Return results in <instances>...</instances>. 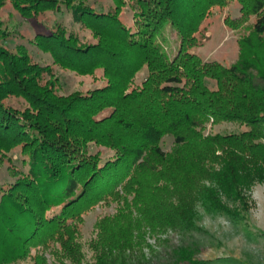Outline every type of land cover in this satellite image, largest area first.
I'll return each mask as SVG.
<instances>
[{"label": "trees", "instance_id": "16d2710c", "mask_svg": "<svg viewBox=\"0 0 264 264\" xmlns=\"http://www.w3.org/2000/svg\"><path fill=\"white\" fill-rule=\"evenodd\" d=\"M10 1L30 19L65 7L99 41L80 46L76 35L45 27L12 53L5 44L17 37L0 21V163L20 149L23 165L12 164L19 179L0 197V264L53 243L66 264H87L78 226L107 200L115 212L96 224L90 264H153L139 253L147 236L167 245L169 233L180 239L170 245L168 264H212L199 257V236L209 234L202 214L248 228L252 189L264 183V0H240L256 16L257 39H247V58L230 67L203 63L191 50L213 8L232 0H113L112 11L63 0ZM125 9L133 26L122 20ZM167 24L179 34L174 57L163 46ZM33 51L79 75L101 71L107 84L61 96L45 80L52 68L33 60ZM145 67L146 80L134 87ZM11 96L27 109L7 106ZM210 119L248 129L206 134ZM166 136L170 150L162 147ZM89 143L115 154L102 161Z\"/></svg>", "mask_w": 264, "mask_h": 264}, {"label": "rangeland", "instance_id": "374dc122", "mask_svg": "<svg viewBox=\"0 0 264 264\" xmlns=\"http://www.w3.org/2000/svg\"><path fill=\"white\" fill-rule=\"evenodd\" d=\"M72 4L86 3L87 5L99 10H114L113 0H63ZM122 20L133 26V20L126 9L122 13ZM0 21L3 28L14 34L17 40L6 43L10 52H17V45H26L29 47V41L32 40L38 32L47 28L66 30L68 34L72 33L77 36L79 45H92L99 39L89 30L81 28L79 24L74 23L72 15L62 7V12H45L37 15L36 18L22 15L13 5L12 1L4 2L0 9ZM256 16L250 13L248 6L242 8L240 0H232L225 7H215L210 15L203 22L200 32L197 33L196 45L191 52L199 56L203 63H220L230 67L247 58L248 52L247 39L251 44L256 43L257 37L253 35V25ZM164 47L171 57L178 48L179 34L170 24L164 28ZM259 54V48H256ZM32 59L44 66H50L52 73L45 74V80L52 83L54 90L61 96L71 94H83L104 87L107 84V78L103 72L99 71L94 75H79L73 71L61 69L54 65L53 60L44 55L42 52L33 51ZM260 55V54H259ZM2 65L0 64V80L3 76ZM148 76V69L143 68L134 80V87L141 86ZM210 88L216 89L215 81L208 80ZM5 104L13 110L24 112L27 109V102L20 97H9ZM110 111L101 114V118L109 116ZM248 127L241 122H217L213 119L207 123L205 128L206 134H229L239 133L247 130ZM173 145L171 136H166L162 141V147L170 150ZM89 152L102 156V161L112 157L115 151L110 147L98 145L96 143L88 144ZM20 149L8 152L4 155L0 163V197L5 190H8L19 179V175L14 173L10 168L12 164L17 166L18 170L23 168ZM3 154V153H2ZM9 157V158H8ZM12 162V163H11ZM253 209L251 211L249 227L243 225H233L223 216H211L202 214L201 226L208 231V235L199 236L202 244V251L199 257L212 260V264H264V183L254 186L251 192ZM115 212V203L107 200L94 206L89 212L83 215L82 222L79 224L80 242L85 254L84 262H92L93 253L89 250V242L94 236L96 224L104 215ZM170 236V237H169ZM169 236H160L161 239L169 237L171 242L163 245L155 238L147 236V246L139 253L147 261L153 264H168L167 257L170 252V245L177 244L179 237L173 233ZM52 247L31 249L30 256L24 257L12 264H38L37 258L44 260L46 264H66L58 253L55 243ZM167 250V251H166ZM141 259V256H139ZM224 259V260H221ZM39 260V261H41ZM43 262V263H44ZM173 264V263H170ZM184 264V263H181Z\"/></svg>", "mask_w": 264, "mask_h": 264}]
</instances>
